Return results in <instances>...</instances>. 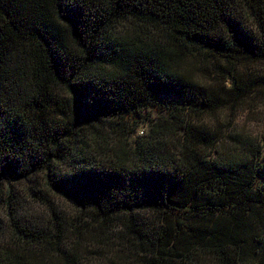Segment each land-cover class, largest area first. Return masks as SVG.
<instances>
[{
    "label": "trees",
    "instance_id": "1",
    "mask_svg": "<svg viewBox=\"0 0 264 264\" xmlns=\"http://www.w3.org/2000/svg\"><path fill=\"white\" fill-rule=\"evenodd\" d=\"M257 102L264 0H0V264H264V152L208 125Z\"/></svg>",
    "mask_w": 264,
    "mask_h": 264
},
{
    "label": "rangeland",
    "instance_id": "2",
    "mask_svg": "<svg viewBox=\"0 0 264 264\" xmlns=\"http://www.w3.org/2000/svg\"><path fill=\"white\" fill-rule=\"evenodd\" d=\"M212 76L213 74L209 75V77L207 78H204L205 79L204 81H211L214 78ZM165 101L167 102L166 98H161L157 100V105L152 107L149 112L143 113V116L145 117L143 118L144 123L141 124L138 129L136 128L137 130H135L130 136L126 137V141H124L125 143H127V141L129 142L132 139H137V137L139 136L143 137L146 135L148 126L151 123L148 120H153L154 117L157 118L162 115V113H160L161 108L158 109V106L161 105L162 107ZM251 104L252 103L242 104L240 110L234 113L233 115H230L229 110H224L216 114L215 117L208 118L209 120L208 125L210 126V128L220 130L224 134L230 132H237L238 134H240L242 140H251V142L253 143L252 145L253 148L252 146L250 147L246 146V148L242 147V149H244L243 151H245V153L242 152L241 155L243 158L247 157L250 153L256 150L257 147H259L260 154L261 152L262 153L264 152V148L262 147L264 145V104H259L258 102L255 103V106ZM128 124H131V119L128 120ZM110 136L113 137L112 135ZM111 141L113 142L114 138H112ZM174 142L175 141L173 139L169 141L170 147ZM227 144L229 147H233L230 141H228ZM114 147L115 145L113 144L110 145V150H108L107 152H105V154L102 155L108 160L116 161V157H118L119 155L118 153H115L113 151ZM248 149L251 150L248 152L247 151ZM170 152H173V149H170ZM104 157L102 159H105ZM213 157H215L214 154ZM30 180L32 184L31 186L34 185L38 189H42V187H39L41 185L40 182L41 176L39 175L34 177L32 176ZM33 180L35 182H33ZM25 185L28 184L13 185L14 193L17 196L23 195V187ZM44 191H46V188ZM50 196L52 200H56L54 199L53 194H50ZM56 201L58 202V205H60V208L65 212V214L68 215L73 214V208L68 201L59 198ZM28 202L32 205L31 201ZM1 210H2V206L0 204V218H3L1 214ZM142 216L146 218L148 222H150V220L152 219V216H150L148 213H143ZM115 234L117 235V233ZM84 242H87L88 244V239L82 241L81 242L82 245ZM107 242L109 243L110 247H106L104 245V243ZM86 246H87L86 252L85 251L82 252V257H83L82 259L84 264H111L108 258L111 259L112 258L111 256L116 254L124 255V258L118 259L117 257H114L113 258L114 264H143L139 261V259H136L134 255L130 256L129 243L127 241H120L117 237L116 239L114 238L109 239V238H105L102 234H98V237H96L93 242L89 243ZM103 251L106 252L105 257H102L101 255L97 254L98 252L102 253ZM126 256H128V258ZM206 264H213V263H211V261H207Z\"/></svg>",
    "mask_w": 264,
    "mask_h": 264
}]
</instances>
